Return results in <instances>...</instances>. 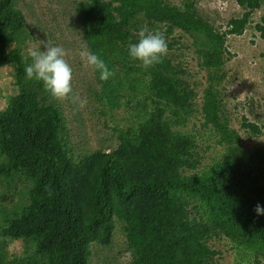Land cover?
I'll return each instance as SVG.
<instances>
[{
    "label": "trees",
    "instance_id": "trees-1",
    "mask_svg": "<svg viewBox=\"0 0 264 264\" xmlns=\"http://www.w3.org/2000/svg\"><path fill=\"white\" fill-rule=\"evenodd\" d=\"M14 1L0 0V66L14 65L19 89L0 109V176L20 171L31 184L27 203L6 218L0 235L27 242L31 253L21 261L90 264L93 244L109 245L120 220L133 254L130 264H213L231 251L240 256L238 264H264V215L255 211L257 204L264 207V145L236 146L238 136L209 88L200 110L203 125L228 148L223 160L197 170L195 135L175 128L190 120L195 94L187 90L180 75L185 71L175 67L172 51L179 43L173 35L180 30L192 38L202 68L220 69L231 54L227 36L243 34L263 0H237L245 11L230 18L225 31L200 15L194 1L183 6L167 0L78 3L88 49L114 73L101 81L96 71L100 100L110 110L120 106L118 68L144 94L147 109L137 125L116 129L118 145L79 160L60 135L58 103L42 82L26 77L24 54L11 49L25 24ZM255 27L264 39V15ZM140 30H159L168 44L162 61L148 68L128 55V44L138 40ZM246 121L247 128L261 132Z\"/></svg>",
    "mask_w": 264,
    "mask_h": 264
},
{
    "label": "rangeland",
    "instance_id": "rangeland-1",
    "mask_svg": "<svg viewBox=\"0 0 264 264\" xmlns=\"http://www.w3.org/2000/svg\"><path fill=\"white\" fill-rule=\"evenodd\" d=\"M82 1L87 0H15V7L24 13L25 24L23 37L11 46L12 50L24 54L26 67L32 61L29 50L41 44L59 45L67 50L66 59L73 68V94L85 98L87 103L81 107L78 102L73 103L69 99H52L56 100L62 112L60 135L69 154L77 160L98 149L110 151L119 143L116 129L137 125L138 116L141 117L147 110L144 94L139 87L131 85L118 68L115 83L120 106L110 110L100 100L101 85L97 72L80 56L82 49H88L76 14L77 4ZM167 1L181 6L186 1H194L198 13L221 31L227 29L230 18L241 17L245 11L237 0ZM262 3V7L253 12L243 34L227 36L226 46L231 54L226 53L227 60L218 70L207 71L201 67L191 37L180 30L173 35L179 42L172 50L176 56L175 67L184 69L185 72L180 75L188 86L187 90L195 94L194 113L187 116L190 120L175 128L190 130L195 135L201 158L197 170L208 169L217 160H223L228 148L226 144L219 143V137L211 128L203 125L200 110L209 88L217 94L223 120L238 136L234 138L236 146L247 150L264 145V39L255 27L264 15V0ZM18 90L14 65L0 66V109L6 107L9 98ZM246 120L257 124L261 132L254 133L247 128L244 124ZM3 160L4 156L0 154V163ZM30 184V179L20 171L10 178L0 176V231L6 218L27 203ZM92 250L90 264H130L133 259L120 220H117L112 242L106 246L93 244ZM30 251L24 239L0 235V258L3 262L24 264V258ZM226 254L218 257L213 264L239 263V255L233 251Z\"/></svg>",
    "mask_w": 264,
    "mask_h": 264
},
{
    "label": "clouds",
    "instance_id": "clouds-1",
    "mask_svg": "<svg viewBox=\"0 0 264 264\" xmlns=\"http://www.w3.org/2000/svg\"><path fill=\"white\" fill-rule=\"evenodd\" d=\"M167 52L166 38L159 30H140L138 40L128 44L129 57L141 62L145 68L160 63ZM28 54L32 59V63L25 68L28 79L42 82L44 89L54 99H69L73 103L78 102L81 107L87 103L85 98L73 94V68L66 59L68 52L65 48L59 45L41 44L39 47L30 49ZM80 56L87 65L99 73L101 81H106L113 76L114 73L96 52L82 49ZM255 211L257 215H264V207L260 204L256 205Z\"/></svg>",
    "mask_w": 264,
    "mask_h": 264
}]
</instances>
